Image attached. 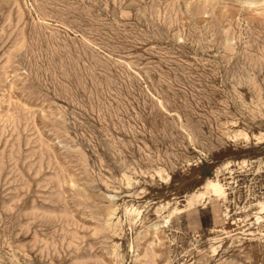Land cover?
Wrapping results in <instances>:
<instances>
[{
	"label": "rangeland",
	"instance_id": "rangeland-1",
	"mask_svg": "<svg viewBox=\"0 0 264 264\" xmlns=\"http://www.w3.org/2000/svg\"><path fill=\"white\" fill-rule=\"evenodd\" d=\"M0 264H264V0H0Z\"/></svg>",
	"mask_w": 264,
	"mask_h": 264
},
{
	"label": "bare ground",
	"instance_id": "bare-ground-1",
	"mask_svg": "<svg viewBox=\"0 0 264 264\" xmlns=\"http://www.w3.org/2000/svg\"><path fill=\"white\" fill-rule=\"evenodd\" d=\"M222 190L221 183L219 180H212L202 187L201 192L193 194L189 203L192 205L196 202L203 201L207 195L212 194V192H220Z\"/></svg>",
	"mask_w": 264,
	"mask_h": 264
}]
</instances>
